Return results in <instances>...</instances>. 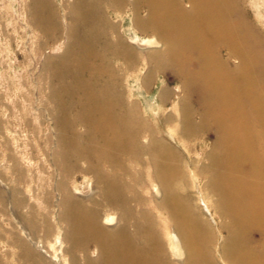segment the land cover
I'll use <instances>...</instances> for the list:
<instances>
[{"label": "bare ground", "instance_id": "6f19581e", "mask_svg": "<svg viewBox=\"0 0 264 264\" xmlns=\"http://www.w3.org/2000/svg\"><path fill=\"white\" fill-rule=\"evenodd\" d=\"M102 1L115 12L129 13L138 35L125 41L99 0H75L69 13L67 39L77 40L78 52L72 58L68 50L58 59L63 67L57 77L70 101L60 98L57 110L64 148L59 157L90 159L83 174H91L95 183L90 194L81 197L67 183L60 186L59 218L67 224L71 264H264V46L237 19L234 0ZM48 9L50 22H55L52 7ZM45 23L48 30H59ZM224 50L237 57L238 66L229 65ZM55 63L50 60L47 67ZM145 64L149 68L140 83ZM167 69L181 87L164 88L161 103L183 92L199 107L200 127L188 104H182L179 132L172 116L163 121L161 110L152 111L154 123L136 115L131 79L147 89L155 72ZM67 103L72 106L65 109ZM71 118L85 129L84 135L77 136ZM209 123L216 132L215 150L200 174L208 175V187L219 198L217 208L230 220L225 226L228 237L216 248L218 256L198 208L179 186L186 177L184 158L193 180L199 176L183 142ZM125 160L148 165L149 186L163 196L155 207L165 214L162 221L172 252L165 247L159 220L143 207ZM58 167L67 176L72 172L64 162ZM127 178L134 185L127 184ZM251 232L261 237L255 249L249 245ZM90 245L96 248L93 256ZM169 254L185 256V262L173 261Z\"/></svg>", "mask_w": 264, "mask_h": 264}, {"label": "rangeland", "instance_id": "374dc122", "mask_svg": "<svg viewBox=\"0 0 264 264\" xmlns=\"http://www.w3.org/2000/svg\"><path fill=\"white\" fill-rule=\"evenodd\" d=\"M74 2L0 0V264H71L70 256L66 254L69 247L65 240L67 224L59 218L62 209L60 186L62 182L67 183L73 193H79L77 197L90 194L95 188L92 175L83 174L92 163L90 159L59 157L64 148L60 143L56 116L62 104L60 98L65 100L66 93L62 92L64 85L57 77L63 67L58 59L66 56L68 50L72 58L77 56V40L67 39V28L71 23L69 13ZM234 3L238 8L237 19L244 29L251 31L254 40L264 46V0H234ZM99 4L107 19L120 26L125 41L136 40L138 34L133 30L129 13L115 12L114 7L101 0ZM50 6L55 22L49 20ZM45 22L51 26L56 24L59 30H48ZM144 36H141L140 43ZM222 56L231 67L238 66L235 55L230 56L224 50ZM53 59L58 65L47 67ZM152 67L156 69L153 64ZM148 68L145 64L140 83L145 79ZM155 74L147 89L138 88L133 78L130 81L129 90L138 111L136 115L150 118L154 123L152 111L161 110L163 121L172 116L179 132L182 129V104H188L194 111L195 125L200 127L199 107L194 100L191 104L183 92L171 95L165 106L161 103L160 94L164 88L175 90L181 87L179 80L171 75V70L161 73L157 70ZM69 79L65 81L70 83ZM125 90L129 91L126 87ZM135 103H129L130 107ZM70 106L72 103H67L65 109ZM70 122L74 124L77 136L85 134V129L75 124L73 118ZM203 128L197 136L183 142L187 159L199 176L193 180L184 158L181 169L186 177L179 186L198 208L212 235V252L218 256L216 248L228 237L225 226H229L230 220L217 208L219 198L208 187V175L200 174L209 164V155L215 150L216 143L212 125L209 123ZM70 134L65 133L64 137L69 139ZM60 162L72 170L69 176L59 169ZM126 164L135 175L136 189L144 198L143 207L159 220L165 247L172 252L170 236L166 234L162 221L165 214L155 207L163 196L155 195L149 186L145 176L148 165L143 167L129 160ZM126 183L134 185L131 178H127ZM248 238L251 241L249 245L254 249L261 243V237L256 232H251ZM89 250L93 256L96 248L90 245ZM40 254L44 258H40ZM177 260L185 262V256L173 258V261Z\"/></svg>", "mask_w": 264, "mask_h": 264}]
</instances>
